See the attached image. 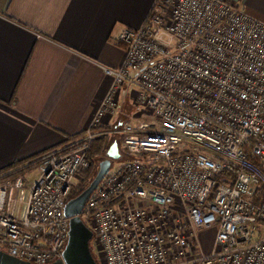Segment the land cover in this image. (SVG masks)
<instances>
[{"label":"built area","instance_id":"2783aa9c","mask_svg":"<svg viewBox=\"0 0 264 264\" xmlns=\"http://www.w3.org/2000/svg\"><path fill=\"white\" fill-rule=\"evenodd\" d=\"M117 42L121 59L103 67L109 84L88 125L38 155L18 216L4 201L22 180L0 182V249L37 264L58 258L63 205L82 189L89 145L115 134L127 157L80 213L99 264H264V21L229 0H154ZM124 83L152 119L96 129ZM211 226L202 254L196 231Z\"/></svg>","mask_w":264,"mask_h":264},{"label":"crops","instance_id":"0c3cea01","mask_svg":"<svg viewBox=\"0 0 264 264\" xmlns=\"http://www.w3.org/2000/svg\"><path fill=\"white\" fill-rule=\"evenodd\" d=\"M229 1L264 21V0ZM153 2L0 0V168L84 130L109 84L103 67L121 59L118 33L138 28ZM117 119L116 107L104 129L117 128ZM109 135L106 150L117 159V136ZM32 180L4 204L6 213L20 214Z\"/></svg>","mask_w":264,"mask_h":264},{"label":"water","instance_id":"95a60500","mask_svg":"<svg viewBox=\"0 0 264 264\" xmlns=\"http://www.w3.org/2000/svg\"><path fill=\"white\" fill-rule=\"evenodd\" d=\"M107 151V155L110 156ZM110 158L98 162L97 170L89 181L76 195L66 200L63 205V215L67 219V232L60 256L52 261L41 264H97L91 254L89 243L92 231L86 226L80 213L88 194L96 187L110 166ZM0 264H37L9 255L0 249Z\"/></svg>","mask_w":264,"mask_h":264},{"label":"rangeland","instance_id":"374dc122","mask_svg":"<svg viewBox=\"0 0 264 264\" xmlns=\"http://www.w3.org/2000/svg\"><path fill=\"white\" fill-rule=\"evenodd\" d=\"M133 89H134V87L128 83H124L123 85H121L119 87V96H118V104H117V118H118L117 120L129 121L133 125L137 124L138 122H143V121L150 122V120L152 119L151 116L146 115L143 112L144 110L142 109V107L140 105L133 103V100L131 98V92L133 91ZM110 140L111 139L107 140L108 142H107L106 146H108L110 144ZM105 151H106V149H105ZM125 156L126 155L121 152L120 153V157H121L120 159H115V158L111 159L109 156L106 155L105 152H103L99 161L106 159V158H110L111 159L110 160V168H112L117 163L121 162L123 160V157H125ZM34 170H35V167L29 168V169L25 170L23 173H20L18 175V177L22 180L23 186L25 184H27V182H29L30 180L33 179L32 176L34 174ZM96 170H97V167H96ZM96 170H95V172H96ZM88 183H86V185ZM81 185H82V183H81ZM19 191H21V190H15L12 187L7 189L6 197H5V201H4L5 206L7 204H9L10 201H13V203H15L19 200L18 199ZM196 233H197V241H198V245H199L201 253L207 254L210 251V247H211V243H212V237L214 234V227L211 226L207 229H198L196 231ZM90 245H91V249H92L91 252H93L91 254H92V256L94 255L95 258L97 259V253H96V250L94 248V245L92 243H90ZM1 249L3 251L5 250L4 247H1Z\"/></svg>","mask_w":264,"mask_h":264},{"label":"trees","instance_id":"16d2710c","mask_svg":"<svg viewBox=\"0 0 264 264\" xmlns=\"http://www.w3.org/2000/svg\"><path fill=\"white\" fill-rule=\"evenodd\" d=\"M96 129L98 128H104V126H100V127H95ZM80 133H76L73 134L71 136H68L66 138H72V137H76L78 136ZM110 135H105L102 136L100 138H97L95 140H93L90 145L89 148L87 150V158L89 160V165L88 167L83 171V176H82V188L86 185V183H88L96 170V167L98 165V161L101 157V155L103 154V152H105V149H107V140L109 139ZM115 144H117V147H115V152L117 153V158H121L120 157V150L118 148V143L116 141H114ZM44 151V150H43ZM42 152V151H41ZM36 153L34 155H31L29 157L23 158V159H19L16 161H13L3 167L0 168V182L1 181H14L16 178H19L18 175L20 173H23L25 170L29 169V168H33L36 167V162L35 159L38 157V155L41 153ZM127 156L123 157L126 158ZM260 171L263 173L264 170L262 168H260ZM83 223L89 227V224L87 222V220L83 217H81ZM91 243V241H90ZM89 243V248L90 251L91 249V245ZM93 253V252H91ZM94 256V255H93ZM94 259L96 261L97 264H99L98 260L95 258Z\"/></svg>","mask_w":264,"mask_h":264},{"label":"flooded vegetation","instance_id":"af4514ba","mask_svg":"<svg viewBox=\"0 0 264 264\" xmlns=\"http://www.w3.org/2000/svg\"><path fill=\"white\" fill-rule=\"evenodd\" d=\"M110 152V151H109ZM106 155H107V150L105 151ZM108 156V155H107Z\"/></svg>","mask_w":264,"mask_h":264}]
</instances>
